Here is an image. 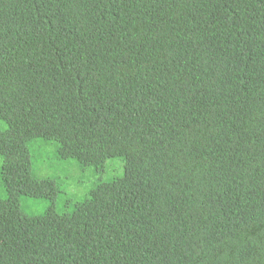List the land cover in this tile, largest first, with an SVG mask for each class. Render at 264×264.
<instances>
[{
  "label": "trees",
  "instance_id": "obj_1",
  "mask_svg": "<svg viewBox=\"0 0 264 264\" xmlns=\"http://www.w3.org/2000/svg\"><path fill=\"white\" fill-rule=\"evenodd\" d=\"M0 264H264V0H0ZM122 176L71 211L31 143Z\"/></svg>",
  "mask_w": 264,
  "mask_h": 264
},
{
  "label": "rangeland",
  "instance_id": "obj_2",
  "mask_svg": "<svg viewBox=\"0 0 264 264\" xmlns=\"http://www.w3.org/2000/svg\"><path fill=\"white\" fill-rule=\"evenodd\" d=\"M7 123L0 117V130ZM33 154V172L40 178H53L59 186V193L52 201L43 198L21 197L23 211L31 216L42 215L51 204L58 212L71 211L76 203L84 200L102 181H109L123 175L124 160L111 158L104 167L88 165L82 167L75 159H60L54 143L36 140L31 143ZM2 157H0V197L7 198L1 182Z\"/></svg>",
  "mask_w": 264,
  "mask_h": 264
}]
</instances>
